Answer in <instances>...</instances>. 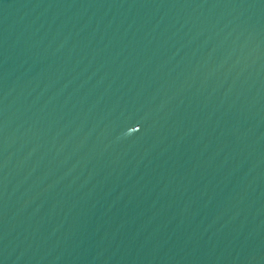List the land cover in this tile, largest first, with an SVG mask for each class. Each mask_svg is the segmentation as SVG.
Instances as JSON below:
<instances>
[{
  "label": "water",
  "instance_id": "obj_1",
  "mask_svg": "<svg viewBox=\"0 0 264 264\" xmlns=\"http://www.w3.org/2000/svg\"><path fill=\"white\" fill-rule=\"evenodd\" d=\"M0 264H264V0H0Z\"/></svg>",
  "mask_w": 264,
  "mask_h": 264
}]
</instances>
